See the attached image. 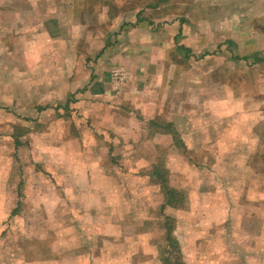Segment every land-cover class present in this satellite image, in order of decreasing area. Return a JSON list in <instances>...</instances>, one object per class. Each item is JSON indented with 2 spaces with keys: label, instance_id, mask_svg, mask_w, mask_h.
Returning a JSON list of instances; mask_svg holds the SVG:
<instances>
[{
  "label": "rangeland",
  "instance_id": "obj_1",
  "mask_svg": "<svg viewBox=\"0 0 264 264\" xmlns=\"http://www.w3.org/2000/svg\"><path fill=\"white\" fill-rule=\"evenodd\" d=\"M38 1L50 4L39 6L42 20L67 15L70 42L50 26L54 39L40 35L34 56L30 25L20 32L12 10L0 23V264H164L165 216L183 264H264V153H254L258 141L236 139V124L264 116V64L217 54L264 57V0H165L182 19L178 46L202 60L183 61L153 118L140 94L135 122L112 102L128 73L121 82L119 66L101 57L117 41L93 33L100 13L109 37L116 2L101 1L98 12L96 0ZM129 1L146 16L160 0ZM249 66L257 73L246 84ZM222 98L227 106L216 104ZM238 145L245 155L233 152ZM164 183L179 205L165 202Z\"/></svg>",
  "mask_w": 264,
  "mask_h": 264
},
{
  "label": "crops",
  "instance_id": "obj_2",
  "mask_svg": "<svg viewBox=\"0 0 264 264\" xmlns=\"http://www.w3.org/2000/svg\"><path fill=\"white\" fill-rule=\"evenodd\" d=\"M96 1L98 3V5H96V10L100 12L101 9L103 10V5L101 4L102 3L101 1L103 0H96ZM107 1L112 3L116 2V5H114L116 6L115 12L111 15L110 14L107 15L108 17L113 15L112 18L109 19L108 24H106L108 27H110V29L107 30L108 33L110 31V35L109 37L107 36L106 38H104L106 34H103V29H101L100 25H103L101 18L105 16H102L100 13L98 14L96 21V29L93 31V33L94 34L97 33L96 30L98 27V30L102 36V37H98L97 35L95 36L96 38L98 37V42L99 41L103 42L104 39L105 40L109 39L110 42H112V40L117 41L116 45H110L107 49H104V53L101 56L104 61L109 60L113 64L111 66L114 65L119 66L117 67V72H116L119 75L117 76L118 78L116 79L122 80L121 82L124 81L123 79L124 70L122 68H124L128 73V78L125 80L123 85H121L120 90L117 91V93L115 94L116 97L115 100H113L112 102L113 103L116 102V104L118 105L117 108H119L120 110L121 107L126 108V111H119L120 115H122L121 112L126 114L125 115L126 118L124 119V122L125 121L135 122V116L137 114L138 115L142 114L143 112L142 111L134 112L132 102L136 104L139 100L142 99L139 98L140 94H144L145 96H148V99L145 98V100H147L148 102V106L145 111L146 112L145 117L153 118V115H149V109H151L152 105L154 106L158 105L159 107L161 106L160 100L158 99V94L161 95L162 93H164V91L167 92L169 86L172 87L173 84H175V87L177 86L176 80L180 79L182 68L183 67L186 68L185 66H182L183 61L187 62L193 58L195 59V57L200 59L201 56L197 55V53L192 49V53H190L192 54V56L188 58V55L190 54L187 52V50L185 51L184 49L178 46V44L182 43L181 42L182 40H180L182 37L181 35H178V33L179 31H181V27L183 23H182V19L179 16H177V14L180 13L169 10L172 8L170 6H176V4L165 0H160L159 2L158 1L150 2V5L146 11L147 15L144 16V13L139 14V10H141L140 7L135 6L129 0L127 1L107 0ZM40 5L49 6L50 4L49 3L40 4L38 0H25V1L17 0L13 3H8L7 0H0V23L3 24L1 26L4 27L7 24L6 20L8 18V10L14 11L16 15L15 19L17 20L15 24L17 25L18 28H20V32H22V26L30 25V27L27 29V35L29 36V40L31 42L32 54L34 56L39 55L40 50L38 43L40 40L39 38L40 35L44 36L43 39H49L50 41L54 39V37L52 36L54 35L52 34L53 30L50 28V26H52L53 28H57L59 30L61 28L63 34L62 37L61 35L59 36V39H61L63 42H67V41L70 42L68 36H65L66 34L68 35L70 33L69 28L67 29V33H65V26L70 23V19L65 21L68 18L67 15H64L63 17V16H56L54 14L49 15V13L46 12V17L42 20L38 17ZM123 9L127 12L124 13ZM80 10H83L85 12L86 9L80 8ZM104 11H106V9H104ZM86 24L87 21L85 20L84 23H82V27H81L82 28L81 30H83L82 33L83 38L81 40L84 42L87 39V32H88V30H86ZM40 26H45L44 29H41L42 33H40L39 30ZM0 34L2 36H5V34L2 33L1 29H0ZM67 53L68 54L70 53L69 50ZM217 54L224 56V58H226V61H228V59L230 60L234 58L237 60L239 59V60L248 61L249 65L264 64V57L255 58V56L258 55L259 52H255L253 53V55L247 54L244 56H234V57L229 54H226L224 51L219 52ZM217 54L215 55V59L217 57ZM204 58H207V56ZM200 60H202V58ZM249 67L250 68L247 67V69L242 73V75H240L241 79H243L242 81H244L246 84H247L246 81L250 82L249 76L252 75L254 79L257 73L256 69L253 70L255 67L253 66H249ZM229 72L231 73V69H229L228 73L225 68L223 69V73L226 76V83L225 84L222 83V84H224L228 89L232 88L230 82L227 80L228 76H230ZM130 81H132L131 84L129 83ZM135 82L138 83L135 84ZM154 82H156L157 84H154ZM143 83L147 85L143 87ZM140 84H142V86H140ZM155 85H157V87H153ZM127 88L129 89V91ZM132 89L138 92V94H136L135 97H132L129 93L130 91H132ZM142 89L144 90L141 92ZM146 89H148V95L146 93ZM106 90L107 89L105 88L103 93L101 92L102 89L98 90L99 92H101L100 97L103 95L106 96L105 95ZM210 101L214 102V99L212 98L206 99L205 104L207 105L206 102H210ZM217 101L218 102H216V104L218 106H224V105L227 106L226 102H230L229 100H225V98H222ZM263 118L264 116L262 115L261 119L258 121H248L247 119V120H243L242 123L236 124L238 127V133L236 134V139H240L242 143L247 141V139L258 141L259 147L255 149L254 153L256 152L264 153ZM176 123L178 124L179 121H176ZM117 124L120 125L121 122L117 121ZM248 125H250L249 128ZM180 130H182V128H180ZM158 133H161V131H158ZM238 147H241V145H238ZM245 147L246 146H242L241 148L236 149L233 152L245 155L246 154ZM106 164L107 163H103V166L105 167ZM103 179L105 183H108L110 177L104 175ZM255 212L257 216H260L259 208H256Z\"/></svg>",
  "mask_w": 264,
  "mask_h": 264
},
{
  "label": "trees",
  "instance_id": "obj_3",
  "mask_svg": "<svg viewBox=\"0 0 264 264\" xmlns=\"http://www.w3.org/2000/svg\"><path fill=\"white\" fill-rule=\"evenodd\" d=\"M164 198L167 204L172 206L179 205L180 193L175 188H170L166 183H164ZM163 241L164 247L162 250V262L164 264H183L181 260V249L180 247H174L173 242L176 244L179 243L177 238L174 235V227L173 220L169 216H165L164 224H163ZM179 246V245H178ZM171 249L175 252V258L173 259V253Z\"/></svg>",
  "mask_w": 264,
  "mask_h": 264
},
{
  "label": "built area",
  "instance_id": "obj_4",
  "mask_svg": "<svg viewBox=\"0 0 264 264\" xmlns=\"http://www.w3.org/2000/svg\"><path fill=\"white\" fill-rule=\"evenodd\" d=\"M114 74L116 75V76L114 75V77H115V78H118L117 76H118L119 74H117L116 72H115ZM121 75H122V74H121ZM114 77H113V78H114Z\"/></svg>",
  "mask_w": 264,
  "mask_h": 264
}]
</instances>
